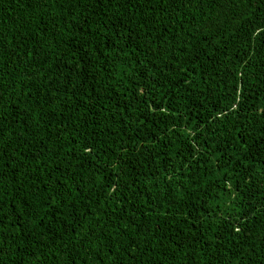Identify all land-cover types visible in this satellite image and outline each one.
Here are the masks:
<instances>
[{"label":"trees","instance_id":"obj_1","mask_svg":"<svg viewBox=\"0 0 264 264\" xmlns=\"http://www.w3.org/2000/svg\"><path fill=\"white\" fill-rule=\"evenodd\" d=\"M0 264H264V0H0Z\"/></svg>","mask_w":264,"mask_h":264}]
</instances>
